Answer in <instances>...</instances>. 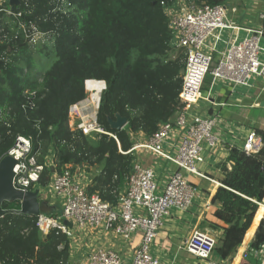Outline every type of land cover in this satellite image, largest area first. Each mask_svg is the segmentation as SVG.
I'll return each instance as SVG.
<instances>
[{"label": "trees", "instance_id": "obj_1", "mask_svg": "<svg viewBox=\"0 0 264 264\" xmlns=\"http://www.w3.org/2000/svg\"><path fill=\"white\" fill-rule=\"evenodd\" d=\"M9 1L3 6L20 15L0 14V160L17 136L29 138L42 166L37 187H45L53 173L78 169L91 176L86 192L114 205L135 162L131 136L142 132L149 138L159 125L173 122L179 108L185 52L172 46L164 14L178 0H18L12 8ZM33 32L43 34V44L28 43ZM44 58L52 63L41 72L37 61ZM86 80L105 83L96 119L110 135L97 139L67 126L69 107L86 97ZM116 115L127 120L122 130L109 127ZM256 133L260 151L246 155L231 148L226 162L232 167L221 165L222 186L211 199L220 208L213 214L219 225L210 229L222 231L215 251L223 259L240 254V264H261L249 251L264 244V130ZM38 200L41 215L60 214L57 202ZM2 208L18 210L19 204ZM36 222L17 213L0 218V264H73L66 236L56 230L42 235ZM251 235L244 259V241Z\"/></svg>", "mask_w": 264, "mask_h": 264}, {"label": "built area", "instance_id": "obj_2", "mask_svg": "<svg viewBox=\"0 0 264 264\" xmlns=\"http://www.w3.org/2000/svg\"><path fill=\"white\" fill-rule=\"evenodd\" d=\"M0 14L13 18L20 15L3 6V0H0ZM164 14L172 46L185 52L178 93L179 108L173 122L159 125L145 143L132 147L130 152L136 149L150 152L174 165L175 172L167 174L159 185L153 169L134 162L126 188L118 194L114 205L103 201L98 194L89 195L86 192L89 184L84 186L80 178L86 173L78 169L72 172L69 167L62 173H53L46 185L47 192L42 193L43 197L59 204L60 214L57 217L39 214L36 222L38 230L42 235L56 230L66 236L70 257L79 255L76 251L84 250V264H160L149 251L163 219L171 209L187 211L197 195L187 175L214 183L198 169V165L204 161V147L212 149L221 144L215 132L218 116L203 114L199 109L200 102L209 104L208 97L203 93L207 75H210L212 84L218 80L244 87H251L257 79H264V63L260 62L263 49L259 45L264 37V29L237 26L227 19L224 5H198L194 1L180 0L174 6L165 8ZM223 31L231 33L233 38L224 42L225 50L218 54L213 66V53ZM240 31L246 33L241 39L238 38ZM42 37V33L33 32L28 37V43L34 45ZM98 82L102 83L98 92H87L84 83L88 98L71 105L67 115V126L71 131L78 130L92 139L110 135L96 119L100 95L105 89V83ZM25 94L27 97L34 96L33 92ZM29 105L33 107L32 102ZM173 132H177L178 138L176 152H166L163 144ZM261 147V137L253 128H248L239 149L250 155L258 153ZM6 155L16 161L13 168L14 188L23 192L36 189L42 166L37 164L36 155L32 154L31 140L17 136L14 146ZM45 160L48 166L53 165L52 153L49 152ZM37 190L38 199L41 200V190ZM100 234H110L114 241L124 245L126 251L131 252L130 261L115 247L98 246L91 240L92 236ZM137 234L140 235L138 246L132 248L131 243ZM218 237L210 228L194 229L184 243V250L195 259L196 264H221L213 259ZM246 252L243 251L241 255L244 259ZM249 253L264 264V244L260 245L259 250H250Z\"/></svg>", "mask_w": 264, "mask_h": 264}, {"label": "crops", "instance_id": "obj_3", "mask_svg": "<svg viewBox=\"0 0 264 264\" xmlns=\"http://www.w3.org/2000/svg\"><path fill=\"white\" fill-rule=\"evenodd\" d=\"M226 8L227 19L237 26L248 29H264V18H262L264 16V0H229ZM245 35L244 31H240L238 38L241 39ZM220 37L224 42H229L233 38L231 33L224 31L220 33ZM210 43L211 41L208 44ZM261 44L263 53L260 55V62L264 63V37L259 45ZM217 45L213 53L214 65L218 60V54L224 51L217 49ZM207 49L205 48V50ZM177 50L179 49L176 48L175 51ZM203 93L208 97L209 104H205L201 112L218 116L215 132L220 137L221 146L212 149L204 147V161L198 165V169L209 179H212L215 184L194 175H187L189 182L197 190V195L193 205L187 211L171 209L169 215L163 219L162 226L157 231L149 251L150 255L156 258L160 264H196L195 259L184 250V243L194 229H209L213 224L219 225L213 214L220 206L219 204L213 205L211 199L216 189L221 187L224 175L220 168L221 165H225L228 171L231 169L232 165L226 162L229 151L231 148H239V143L243 141L248 128L251 127L255 131L257 129L264 130V107L260 106L264 102V79L259 82L256 80L251 87H244L228 85L218 80L212 84L211 78H209L205 79ZM147 140L148 137L144 133L137 132L131 136L132 147L143 144ZM177 142V132H173L163 144L164 150L175 153ZM132 153L135 162L155 171L156 181L159 185L163 183L167 174L176 170L174 165L166 163L145 150L136 149ZM80 178L84 186L90 183L91 176L89 174H82ZM214 231L218 236L222 233L217 228ZM91 238L98 246L115 247L130 261L131 252H127L124 245L114 241L112 235L100 234ZM252 239L253 235L245 239L244 251L247 250ZM139 240L140 235L137 234L131 247H137ZM238 258L236 252L226 259L213 253V259L221 264H237Z\"/></svg>", "mask_w": 264, "mask_h": 264}, {"label": "water", "instance_id": "obj_4", "mask_svg": "<svg viewBox=\"0 0 264 264\" xmlns=\"http://www.w3.org/2000/svg\"><path fill=\"white\" fill-rule=\"evenodd\" d=\"M18 4V0H10L9 6L13 7ZM261 107H264V102L261 103ZM108 124L111 130H122L127 120L119 115L115 116V120H108ZM16 165V161L9 155H5L0 160V218L7 213H17L20 215L37 217L40 214V203L38 200V190L32 191H20L14 188L13 168ZM19 204L18 210H7L2 208L3 203Z\"/></svg>", "mask_w": 264, "mask_h": 264}, {"label": "rangeland", "instance_id": "obj_5", "mask_svg": "<svg viewBox=\"0 0 264 264\" xmlns=\"http://www.w3.org/2000/svg\"><path fill=\"white\" fill-rule=\"evenodd\" d=\"M5 17H6V15H4ZM7 17H11V16H7ZM44 43V40L42 39L41 41H40V43L39 44H43ZM218 45H217V49H220V50H225V43H224V41H222V40H220L218 43H217ZM262 47V44L260 45V48ZM205 50V49H204ZM261 54L263 53L262 51L260 52ZM52 63V61H51V59H49V60H47L46 58H44V59H41V60H38L37 61V65L39 66V68H38V71H41V72H43L44 70H46L49 66H50V64ZM214 65V64H213ZM208 79L210 78V75L207 77ZM207 79V80H208ZM259 80H261V79H257V82H259ZM255 82V81H254ZM86 93V92H85ZM88 96H89V93H86V97L84 98V99H87L88 98ZM205 106V104L204 103H202V102H200V108L199 109H203V107ZM240 144V143H239ZM239 144H237V145H239ZM35 188H39L41 191H40V198H41V200H43V201H46L48 204H55L56 202H54V200L53 199H50V198H47V197H43L42 196V193H46L47 192V187L45 186V187H37V186H35ZM258 215L259 216H262V212L260 211L259 213H258ZM73 249H74V246L72 247ZM72 249V250H73ZM77 249H75V251H76ZM214 253H216V251H214ZM76 254H79V255H75L73 258H71V260L76 264H84V258H82L83 257V255H84V252L83 251H80V252H78V251H76ZM217 254V253H216ZM240 255V254H239ZM239 255H238V257H239ZM242 259V258H241ZM73 263V264H74Z\"/></svg>", "mask_w": 264, "mask_h": 264}, {"label": "bare ground", "instance_id": "obj_6", "mask_svg": "<svg viewBox=\"0 0 264 264\" xmlns=\"http://www.w3.org/2000/svg\"><path fill=\"white\" fill-rule=\"evenodd\" d=\"M101 87H102V83H100L98 81L88 80V81L85 82V88H86V91L87 92H90V91H96V92H98L99 89H101ZM259 206L262 207V208H264V206L261 205V204H259ZM242 252H241V255H242Z\"/></svg>", "mask_w": 264, "mask_h": 264}, {"label": "clouds", "instance_id": "obj_7", "mask_svg": "<svg viewBox=\"0 0 264 264\" xmlns=\"http://www.w3.org/2000/svg\"><path fill=\"white\" fill-rule=\"evenodd\" d=\"M12 8V7H11Z\"/></svg>", "mask_w": 264, "mask_h": 264}]
</instances>
